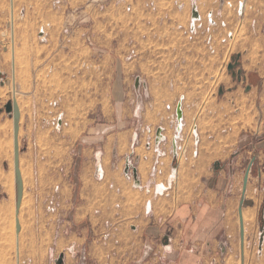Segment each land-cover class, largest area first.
I'll return each instance as SVG.
<instances>
[{
  "label": "rangeland",
  "instance_id": "rangeland-1",
  "mask_svg": "<svg viewBox=\"0 0 264 264\" xmlns=\"http://www.w3.org/2000/svg\"><path fill=\"white\" fill-rule=\"evenodd\" d=\"M3 24L12 45L0 60V172L14 182L12 192L0 183V264H57L61 254L63 264H127L143 239L134 227L197 195L240 130L264 137V0H0ZM233 144L242 175L256 157L245 204L256 207L243 208L255 212L243 243L236 214L227 264H264V155ZM157 170L161 192L145 182Z\"/></svg>",
  "mask_w": 264,
  "mask_h": 264
},
{
  "label": "crops",
  "instance_id": "crops-1",
  "mask_svg": "<svg viewBox=\"0 0 264 264\" xmlns=\"http://www.w3.org/2000/svg\"><path fill=\"white\" fill-rule=\"evenodd\" d=\"M0 30V60H3L4 56L2 54L10 52L12 40L7 36V29L4 24ZM258 129H263L262 123L260 126L258 125ZM238 134L233 142L235 145L238 143L246 152L248 150L251 152L252 148L258 150L259 158L264 155V137H261L260 130L245 129L240 130ZM123 141L126 142L124 136L121 143ZM112 142L113 137L111 136L105 146L106 154L102 158V166L107 170L110 169ZM233 143H231V149L229 148L225 152L228 156L230 155L231 159L227 162L224 160L220 162L219 169L214 171L207 184L200 189L197 195H193L191 200L177 204L175 209L167 214L153 212L144 224L138 228L134 227L136 229L134 230L135 235L143 239L139 244L137 253L132 255L130 261L126 262L127 264H220L219 252L223 244L228 245V253L224 264H227L229 258H235L234 244L236 242V232L238 231L236 214H238L245 171L243 170L242 175V170L239 168L242 155L238 150L233 152L234 148L237 147H234ZM248 144L249 149H245ZM87 153L88 156L92 155L90 151ZM172 154H174V148ZM162 156L155 159L153 165L156 164V161H158L157 166L163 163L161 159L167 158V153ZM141 160L142 158L139 157V164L134 169L137 171L135 177L137 178L138 173V181L143 186L145 177L141 175ZM144 160L147 161V159ZM87 164L91 168V163ZM157 166L155 165V168ZM152 173L153 171L148 173L145 182L150 183L148 186L150 190L155 187L161 192L162 189H165V186L163 181L158 180L160 177L165 176L166 171L157 170L156 174ZM259 186L262 188V184ZM248 195L247 188L245 200L247 203L252 204L253 197L249 198ZM260 196L263 198V195ZM254 207H256V204L250 207L245 206L244 210L246 208L253 209ZM87 208V206H81L80 210L78 209V219H82L89 212ZM245 213L243 211V215ZM245 223L248 225L246 221ZM92 249V254L97 256L99 245L94 243ZM71 263L72 261L69 260L68 264ZM122 263L124 264V262ZM73 264H88V262L77 258Z\"/></svg>",
  "mask_w": 264,
  "mask_h": 264
},
{
  "label": "water",
  "instance_id": "water-1",
  "mask_svg": "<svg viewBox=\"0 0 264 264\" xmlns=\"http://www.w3.org/2000/svg\"><path fill=\"white\" fill-rule=\"evenodd\" d=\"M232 66V65H231ZM2 75L0 73V79H1ZM5 109L6 111L11 115L12 112L14 111V105H13V102L12 101H9L6 105H5ZM177 115L179 118L182 117V105L179 103L178 106H177ZM17 157H18V148L16 146V160H17ZM256 160V157L254 156L251 161L249 162L247 168H246V171H245V174H244V178H243V188H242V193H241V198H240V203H239V218H240V229H241V240H242V243L244 242V236H245V231H244V220H243V208L246 204V200H245V195H246V190H247V185H248V182H249V176H250V173H251V170H252V167L254 165V162ZM218 164H216L215 166L217 167ZM96 171H97V174H101L103 175V172L101 170V160H100V157H98L97 159V165H96ZM134 171V174L136 175V169H133ZM17 176H18V181H19V192H18V199H17V205L19 206L20 204V199H21V186H22V183L20 181V175L19 173H17ZM263 240V236L261 237V241ZM56 263L57 264H63L64 263V254H61L60 257L56 260Z\"/></svg>",
  "mask_w": 264,
  "mask_h": 264
},
{
  "label": "built area",
  "instance_id": "built-area-1",
  "mask_svg": "<svg viewBox=\"0 0 264 264\" xmlns=\"http://www.w3.org/2000/svg\"><path fill=\"white\" fill-rule=\"evenodd\" d=\"M202 16L198 10V5L197 4H193V16H192V22H191V29H197L198 27V24L200 23L201 21V24H203V21H202ZM205 19H206V23L207 25L209 24L210 26L212 25H216L217 24V20L214 16V14L212 12H209L206 16H205ZM226 22L225 21H222L221 22V25H225ZM181 104V102H179ZM178 106V105H177ZM177 106H176V114H177ZM177 120H178V123H179V126H178V130H180L181 128V121H182V117L179 118L178 115H177ZM177 136H175V139L177 140L176 138ZM177 149H178V146L177 148L175 149V154H177ZM195 153V152H194ZM196 154H197V151H196Z\"/></svg>",
  "mask_w": 264,
  "mask_h": 264
},
{
  "label": "bare ground",
  "instance_id": "bare-ground-1",
  "mask_svg": "<svg viewBox=\"0 0 264 264\" xmlns=\"http://www.w3.org/2000/svg\"><path fill=\"white\" fill-rule=\"evenodd\" d=\"M106 111V110H105ZM110 112V111H109ZM159 138V137H158ZM120 139V138H119ZM124 142V141H123ZM173 145H174V154L176 153L175 152V149L177 148V140L175 139V136L173 138V141H172ZM124 144V143H123ZM16 146H18V144H16ZM87 168V167H86ZM85 174V173H84ZM13 176H9L7 174H4L2 172H0V183L3 184V186L8 189L9 191L12 192V189H13ZM89 185V183H88ZM243 187V186H242ZM14 191V190H13ZM14 196V194H13ZM133 213V212H132ZM238 214H239V208H238ZM245 219L246 222H248L250 225L255 221V212L253 210H248L246 211L245 215H243V220ZM239 221H240V218H239ZM245 225V224H244ZM244 231H245V228H244Z\"/></svg>",
  "mask_w": 264,
  "mask_h": 264
}]
</instances>
